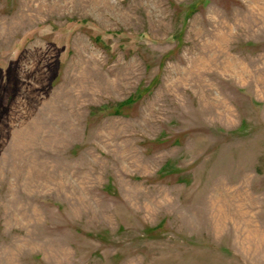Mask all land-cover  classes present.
<instances>
[{
	"label": "rangeland",
	"instance_id": "rangeland-1",
	"mask_svg": "<svg viewBox=\"0 0 264 264\" xmlns=\"http://www.w3.org/2000/svg\"><path fill=\"white\" fill-rule=\"evenodd\" d=\"M0 264H264V0H0Z\"/></svg>",
	"mask_w": 264,
	"mask_h": 264
}]
</instances>
